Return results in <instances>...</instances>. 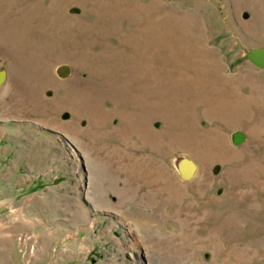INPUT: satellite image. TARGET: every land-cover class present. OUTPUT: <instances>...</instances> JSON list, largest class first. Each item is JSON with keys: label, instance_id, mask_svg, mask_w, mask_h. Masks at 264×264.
Instances as JSON below:
<instances>
[{"label": "rangeland", "instance_id": "obj_1", "mask_svg": "<svg viewBox=\"0 0 264 264\" xmlns=\"http://www.w3.org/2000/svg\"><path fill=\"white\" fill-rule=\"evenodd\" d=\"M256 48L264 0H0V264H264Z\"/></svg>", "mask_w": 264, "mask_h": 264}, {"label": "water", "instance_id": "obj_2", "mask_svg": "<svg viewBox=\"0 0 264 264\" xmlns=\"http://www.w3.org/2000/svg\"><path fill=\"white\" fill-rule=\"evenodd\" d=\"M250 60L261 68H264V49H257L252 51L249 55Z\"/></svg>", "mask_w": 264, "mask_h": 264}, {"label": "bare ground", "instance_id": "obj_3", "mask_svg": "<svg viewBox=\"0 0 264 264\" xmlns=\"http://www.w3.org/2000/svg\"><path fill=\"white\" fill-rule=\"evenodd\" d=\"M192 166H193V165H192ZM192 166H191V168H193ZM191 168H190V169H191ZM192 171H193V170H192ZM187 172H188V171H187ZM189 172H191V171L189 170Z\"/></svg>", "mask_w": 264, "mask_h": 264}, {"label": "crops", "instance_id": "obj_4", "mask_svg": "<svg viewBox=\"0 0 264 264\" xmlns=\"http://www.w3.org/2000/svg\"><path fill=\"white\" fill-rule=\"evenodd\" d=\"M255 89H257V87H255Z\"/></svg>", "mask_w": 264, "mask_h": 264}]
</instances>
